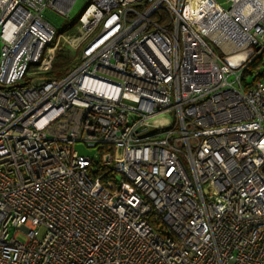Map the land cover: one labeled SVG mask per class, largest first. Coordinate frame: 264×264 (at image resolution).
Instances as JSON below:
<instances>
[{"label": "built area", "instance_id": "1", "mask_svg": "<svg viewBox=\"0 0 264 264\" xmlns=\"http://www.w3.org/2000/svg\"><path fill=\"white\" fill-rule=\"evenodd\" d=\"M74 1L0 0V264H264V0Z\"/></svg>", "mask_w": 264, "mask_h": 264}, {"label": "rangeland", "instance_id": "2", "mask_svg": "<svg viewBox=\"0 0 264 264\" xmlns=\"http://www.w3.org/2000/svg\"><path fill=\"white\" fill-rule=\"evenodd\" d=\"M88 1L89 0H75L69 10V13L66 15L58 13L53 9L47 8L43 11V18L54 26L55 34L58 32L76 34L75 27L78 23V17ZM218 2L222 6L227 5L226 0H218ZM61 42L62 41L60 40L59 43ZM81 49L82 46L78 47L77 49H72L67 44H63V52H65L71 57L77 58V61L79 60V54L81 52ZM36 74L37 73L35 72L31 73L32 76H36ZM72 151L75 154L82 153L90 155L93 153V150H91V148L86 147L81 142H75L72 146ZM42 233L43 228L39 230L38 236H41ZM17 238L20 241H25L26 235L23 232H19Z\"/></svg>", "mask_w": 264, "mask_h": 264}, {"label": "trees", "instance_id": "3", "mask_svg": "<svg viewBox=\"0 0 264 264\" xmlns=\"http://www.w3.org/2000/svg\"><path fill=\"white\" fill-rule=\"evenodd\" d=\"M63 44L64 43H58L52 65L48 71L44 72V74L58 77L67 73L77 63V58L71 57L63 52ZM256 63L257 62L253 65Z\"/></svg>", "mask_w": 264, "mask_h": 264}]
</instances>
